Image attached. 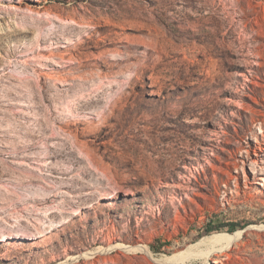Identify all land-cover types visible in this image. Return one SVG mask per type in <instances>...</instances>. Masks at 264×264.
Returning a JSON list of instances; mask_svg holds the SVG:
<instances>
[{"label":"rangeland","instance_id":"374dc122","mask_svg":"<svg viewBox=\"0 0 264 264\" xmlns=\"http://www.w3.org/2000/svg\"><path fill=\"white\" fill-rule=\"evenodd\" d=\"M1 167L0 264H264V0H0Z\"/></svg>","mask_w":264,"mask_h":264},{"label":"bare ground","instance_id":"6f19581e","mask_svg":"<svg viewBox=\"0 0 264 264\" xmlns=\"http://www.w3.org/2000/svg\"><path fill=\"white\" fill-rule=\"evenodd\" d=\"M27 147L28 146H26V148ZM28 148H30V147H28ZM4 166H5V164H4ZM14 167H15V165H14ZM13 169H15V170H13ZM13 169L10 171V169L6 170L5 168L1 167V169H0V178L2 176L6 175V176H9V177L17 180L18 181L17 184L19 186H21V189L22 188H26L25 191L27 189L31 188V186L38 181L36 179L34 173H32V172H25V174L20 175L21 173L19 174V172L16 170V168H13ZM20 172H22V171H20ZM29 191H30V189H29ZM60 227H61L60 222L59 221L56 222L55 228H60ZM17 231H19V230H17ZM242 235H243L242 231H238V232L234 233L233 235H229L228 233L227 234L217 233V234H213V235H211V236H209L207 238L201 239L202 241L200 243H205V242L222 243V245L223 244L224 245L221 246L219 251L220 250L223 251V250L229 249L233 244H236L237 242H239L241 240V238H242ZM22 236H21V234H17V233L12 235V237H19V238L22 237ZM197 246H199V244L196 245V248H197ZM194 247L195 246H193V248ZM193 248L191 247L190 250H185V252L183 251L182 254H176V255H173L171 257H166L164 259L157 260L156 262L159 263V264H185L187 262L196 261V260H198L199 257H204V259L206 260L210 256V253L209 254H203L205 251L204 252L202 251V252H200V254H198L200 250H197L196 252H194L192 250Z\"/></svg>","mask_w":264,"mask_h":264},{"label":"trees","instance_id":"16d2710c","mask_svg":"<svg viewBox=\"0 0 264 264\" xmlns=\"http://www.w3.org/2000/svg\"><path fill=\"white\" fill-rule=\"evenodd\" d=\"M221 228L220 227H213V229H207V231L205 232V234H210L213 231H220Z\"/></svg>","mask_w":264,"mask_h":264}]
</instances>
